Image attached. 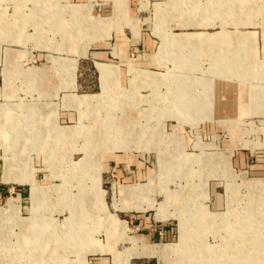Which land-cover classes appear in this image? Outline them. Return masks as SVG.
Wrapping results in <instances>:
<instances>
[{
	"label": "rangeland",
	"instance_id": "rangeland-1",
	"mask_svg": "<svg viewBox=\"0 0 264 264\" xmlns=\"http://www.w3.org/2000/svg\"><path fill=\"white\" fill-rule=\"evenodd\" d=\"M94 1V4H103L93 10V15L97 17L90 15L92 3L80 6L68 4L67 0H0V69L3 67L1 62L4 55L6 58L14 56L10 50H6L9 43H14L12 48L19 47L16 46L19 43L28 51V58L21 67L30 68L27 71L29 79L38 78L39 71L33 67L38 66L37 60L43 52L53 54L49 47L54 52H64L68 50L61 46L69 41L77 43L78 49L85 43V21L78 18L82 12L90 20L89 27L93 32L92 36L89 34L90 42L108 37L109 34L103 31L112 23V19L103 18L109 17L104 9L111 6V0ZM215 2L216 7L219 5L220 10L227 15L226 0ZM198 3L206 8L209 0H199ZM244 3L250 8L252 16L248 19L254 24L247 25L250 22L247 18L237 19L231 16L220 25L223 29L226 25H244L241 29L251 31L255 40L254 63H239L244 55L243 46L247 42L248 49L246 47L244 52H251L249 35L241 33L235 40L237 46H232L234 53H240L238 59L228 69L221 67V72L225 74L223 76L230 80L237 79L231 84L235 85V90L238 87L239 112L232 120L223 122L215 136L200 135L199 130H191L208 118L207 115L186 120L178 117L174 109L182 106L178 104V100L167 101L168 96L175 91L165 79H158V83L167 89L159 95L156 122L149 123L147 115V122L140 126L138 132L127 126L123 127L119 119H114L113 115L116 116L117 112L113 111L114 114L110 110L112 107L108 105H105L104 111L94 113L93 110L102 107L103 99L100 95L73 97L69 102L75 103L81 110L76 120L79 125L58 128L54 136L64 140L75 137L77 141L80 140L76 141L78 144H55L52 134H45V137L51 139H45L50 141L49 144L35 143L40 133L34 125L37 117L42 116H37L40 107L41 110L45 108L43 98L27 95L4 97L1 100L0 97V104H12L15 113L14 125L8 130L12 138H8L6 144H0V148L4 150L2 179L6 183L29 184L31 190L37 192L36 198L29 197V191L22 194L18 199L23 204L21 209L17 199L7 200L6 205L10 201L15 208H10L0 219L3 222L0 225V264H63V258L59 254L67 252L71 243L75 245L73 241H64V237L54 234L43 240L41 229H32L35 234L38 233L35 236L24 230L25 223L31 225L36 219L22 217L27 216L24 206L31 201L35 208L45 204V210L41 208L45 214V222L50 223L49 220L53 217L56 219L57 226L51 222L45 228L50 231L55 227L64 229L62 220L75 211L72 208L64 213L65 207L61 206L86 204L85 202L89 204L92 201L99 209L103 207L105 223L104 216L95 211L92 225L95 241L87 252L96 254L105 251L104 247L95 243L114 246L117 241L130 242L132 246L123 252L120 251L128 245L118 243L116 248L120 251L112 250L114 264H129L134 257L155 256L157 254L151 252L157 247L121 234L119 238L109 242L112 230L125 233L128 227L125 221H120L116 214L108 211L106 204L110 209L112 205L115 211L144 212L154 209L155 211L148 213L150 218H154L156 212L155 218L158 221L170 219L169 222L178 228V240L176 235L174 242L165 246L169 251L163 257L159 256V264H264V0H253V6L250 1ZM223 4L227 6L223 8ZM236 8L231 6L230 9ZM117 12L118 18L122 17L123 6L120 3L117 5ZM61 24L65 26L61 27ZM159 35L162 39L159 56L164 57L168 39L163 34ZM228 35L230 34H223L221 42L230 40ZM16 36L24 39L17 40ZM88 46L83 47L81 55ZM224 58L222 54L223 62ZM48 59L54 60L52 56ZM244 61L251 63V59ZM107 68L99 65L103 77L108 74ZM132 73L131 93H136L141 73L136 70H132ZM248 74L252 77L249 80L245 79ZM155 80L150 72L146 73L144 82L150 85ZM13 83L22 90L36 87L30 80L15 78ZM195 94L203 96L201 92ZM23 106H28L24 121L29 126V129L24 130L21 128ZM174 118L180 120L181 124L190 125L191 129L175 126V123L168 121ZM54 123L57 126V117ZM42 136L40 141L45 138ZM22 137L25 142L23 144ZM15 139L20 141L18 145L14 143ZM120 151L128 152L124 155L130 161L124 166H115L118 163L109 162L110 157L106 153ZM245 153L251 155L252 165H257L249 173L236 163L237 156ZM44 155L46 163H43L42 168L45 170L37 176L39 185L35 181L37 169L33 158L38 165ZM83 155L79 161H73ZM133 164L146 171V174L130 178ZM121 167L123 170L119 171ZM53 208L54 216L51 218L46 213H51ZM66 221L68 226L72 224L70 217ZM87 252L83 261L80 258L74 264H87Z\"/></svg>",
	"mask_w": 264,
	"mask_h": 264
},
{
	"label": "crops",
	"instance_id": "crops-1",
	"mask_svg": "<svg viewBox=\"0 0 264 264\" xmlns=\"http://www.w3.org/2000/svg\"><path fill=\"white\" fill-rule=\"evenodd\" d=\"M67 1L69 2L68 4L80 6L92 3L90 15L93 17H97L93 15L94 8L103 5L99 3L94 4V0H88L86 3V0ZM198 1L111 0V6L104 9V13H107L109 17L103 18L112 19V23L103 31V33L109 34V36L101 37L94 41L91 40L92 42L89 41L90 35L92 36L93 34L91 27H89L90 20L82 12L78 18H82L85 21V43L78 49L77 43L69 41L68 44L66 43L64 46H61L67 48L68 51L64 52H54L49 47L48 49L53 54L50 55L43 52L37 60L38 66L33 67L39 71L38 78L36 79H29L27 76V71L30 68L25 69L21 67L28 58V51L19 43L16 45L19 46L17 48H12L11 46L14 43H9V48H6V50H10L14 56L6 58L4 55L2 58L1 65L3 67L0 69L1 100L4 97L12 98L27 95L43 98L45 110H41L40 107L37 116L38 114L42 116L40 118L39 116L37 117V123L34 125L40 133L35 143L49 144L50 141H45L48 138L45 137V134H52L55 144H78L75 137L71 140H64L54 136V132H57L58 128L79 125L76 120H78L81 110L75 106V103L69 102L74 99L73 97L100 95L103 99L102 107L100 109L94 108V113L101 110L104 111L105 105H108L110 108L112 107L111 109L109 108L112 112H117L116 116L113 115L115 112H111L114 119H119L122 126H127L133 129L134 132H138L140 126L147 122V115H149V123L156 122L159 95H162L167 89L158 83V79H165L168 86L175 91L174 94L168 96L167 101L176 102L178 100L182 106L174 109L178 117L184 120L188 118L195 119L196 116L202 118L207 115L208 117L201 121L196 129H191L190 125L181 124L180 120L176 118L169 119L168 121L175 123V126L199 130L200 135H217L223 122L232 120L236 116L235 114L239 112L238 87L236 86L235 90V85L231 84L232 81L237 79L230 80L223 76L225 74L221 72V67L224 66V68L228 69V66L238 59L237 57L240 53L236 51L234 53L233 51L237 46L235 40L239 34L246 33L249 35V45L251 47V52L246 54L247 52H244V49L247 47L248 42L243 46L242 53L244 55L241 56L242 58H240L239 63L253 64V50L255 47V40L251 35V31L241 29L244 25H226V28L223 29L220 24L231 16L237 19L247 18L249 20L248 17L252 16V14L249 12V6L244 2L250 1L253 6V0H226L228 6L223 4V8L225 6L228 7L227 15L220 10L219 3L216 7L215 1L217 0H209L208 7L206 8L205 5L198 3ZM119 3L123 6V15L120 18H118L117 12V5ZM231 6L237 7L236 10H231ZM252 6L251 8L253 9ZM249 21L247 25L254 24L252 20ZM64 26L61 24V27ZM225 33L230 34L228 35L230 40H227L226 43L221 42ZM159 34L165 35L168 39L167 51L164 57L159 56V48L162 42ZM22 39L24 38H17L20 41ZM85 45L89 46L81 55V51ZM232 46L235 47L232 48ZM225 49H231L232 51H225ZM222 54L225 56V62H223ZM38 56L39 54H37ZM49 56H52L54 60H49ZM245 59H251V63L244 61ZM99 65L108 67L106 77H103ZM132 70L141 73L140 80L136 84L138 86L136 93H131ZM147 72H150L157 81L150 82V85L146 81L144 82ZM225 73L232 74L231 72ZM15 78L25 81L30 80L36 87L24 90L17 88L13 83ZM251 78L249 74L245 77L247 80ZM196 92L203 93V96L201 94L196 95ZM23 107L25 110L22 109L21 111L23 119L21 122L22 130L29 129L28 122L24 121V117L28 114L26 108L28 106ZM14 114L12 104H0V144H6L9 141L8 138H12L8 130H11L14 125ZM56 117L57 126L54 123ZM41 122L44 124H41ZM42 128H44L43 131ZM42 135L45 138L43 141H40V138L43 137ZM27 137L29 138V134H27ZM198 137L202 140L201 136ZM23 143H25L24 137H22L21 144ZM124 153L128 152H107L106 155L110 157L109 162L118 163L115 166H124V164H127V161H130L125 157ZM0 154L2 161V164H0L1 214V210L9 198L17 199L20 209L23 208V204L18 199L26 191H29V197H31V187L29 184L6 183L3 181L4 150L2 148H0ZM45 157L44 155L42 160H40L41 164L39 163L38 165L34 163L36 159L33 158L34 167L37 169L35 172L37 184H39L37 176L42 174L41 171L45 170L42 168L44 166L43 163H46ZM83 157L84 155L78 160L73 159V161H79ZM250 157L251 155L249 156L245 153L239 154L236 159L237 166L245 169L246 173L253 171L257 166L252 165L253 160ZM21 158L24 159V156L22 155ZM132 167L134 169L131 172L130 178L136 177L139 174H146V171H143L142 168H138L134 164ZM122 170L121 167L119 171ZM56 175L59 174L56 173ZM112 190L114 189L112 188ZM85 203L61 206L65 207L64 213L70 209L72 210V208L75 211L62 220L65 224L64 229L59 230L55 227L50 231V229L45 228L51 225V222H53L54 226H57L55 225L56 219L53 217L54 208L53 210L51 209L50 214L46 213V215L53 217L50 220L48 218L49 223L45 222V214L41 209L45 210V204H40L35 208L32 201L28 202V204H24V208L27 209V216L22 217L27 219L36 217V219L31 225L25 223L24 230L30 235L35 236L38 233L35 234L33 230L41 229L43 240L54 234L64 237V241H73L75 245L71 243L66 249L67 252H64L63 255L59 254V257L63 258V264H74L80 258L83 261L84 254L94 245L93 242L95 241V234L92 230L95 211L98 215L102 214L104 216L105 223L103 207L99 209L97 205L92 204V201L89 204H87L88 202ZM106 207L110 213L116 214L120 221H125L128 227L125 233L112 230L110 234L111 238L108 239L109 242L119 238L121 234L138 239L141 243L154 245L158 250H161L167 244L173 243L176 235L178 240V228L169 222L170 219L165 222L158 221L155 218L156 212L154 218L148 216L149 212L155 211L154 209L144 212L137 210L115 211L112 205L111 209L108 204H106ZM69 217L72 223L70 226L67 225L66 221ZM118 243L128 245V247H125L121 251L117 250L116 245ZM117 244L113 246L109 245V243L107 245L95 243L97 246L104 247L105 251L96 254H88L87 252L85 259L87 264H114L112 250L116 249L123 252L132 246L128 241H117ZM159 260V255L134 257L130 260L129 264H159Z\"/></svg>",
	"mask_w": 264,
	"mask_h": 264
},
{
	"label": "bare ground",
	"instance_id": "bare-ground-1",
	"mask_svg": "<svg viewBox=\"0 0 264 264\" xmlns=\"http://www.w3.org/2000/svg\"><path fill=\"white\" fill-rule=\"evenodd\" d=\"M222 39H223V37H222ZM221 39V40H222ZM178 104H180V103H178ZM181 105V104H180ZM124 127V126H123ZM15 142V144L16 145H18V143H20V141L18 140H14ZM20 146V145H19ZM167 159V158H166ZM165 159V160H166ZM166 164V163H165ZM165 166V165H164ZM7 179V176L5 175V177H4V180H6ZM263 190H264V188H262ZM139 190V189H138ZM134 191V190H133ZM31 192H32V194H31V196H32V198H36V196H37V192H35V191H32L31 190ZM261 192V191H260ZM131 193V192H130ZM139 193V192H138ZM15 208V205L14 204H12L10 201H9V203L5 206V207H3V209H2V216L0 217V219L3 217V215L5 216L8 212H9V209L10 208ZM11 214V213H10ZM4 220V219H3ZM5 220H6V218H5ZM2 220H0V225H2ZM247 233V232H246ZM26 247V246H25ZM232 247V246H231ZM158 249L157 248H155V249H153V251L151 252V254H157V255H159V256H161V257H163L169 250H167L166 249V247H164L163 249H161V250H159L160 252H158L157 251ZM206 253V252H205ZM203 261H205V260H203ZM204 263V262H203ZM250 263V262H249ZM198 264V263H197ZM205 264V263H204ZM251 264V263H250Z\"/></svg>",
	"mask_w": 264,
	"mask_h": 264
}]
</instances>
